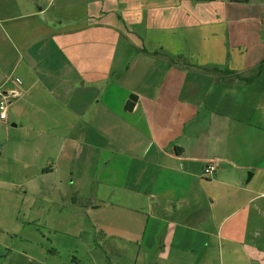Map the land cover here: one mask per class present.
<instances>
[{
  "label": "crops",
  "instance_id": "1",
  "mask_svg": "<svg viewBox=\"0 0 264 264\" xmlns=\"http://www.w3.org/2000/svg\"><path fill=\"white\" fill-rule=\"evenodd\" d=\"M10 76L24 94L0 120V202L29 199L42 246L264 264V2H2L1 90Z\"/></svg>",
  "mask_w": 264,
  "mask_h": 264
},
{
  "label": "rangeland",
  "instance_id": "2",
  "mask_svg": "<svg viewBox=\"0 0 264 264\" xmlns=\"http://www.w3.org/2000/svg\"><path fill=\"white\" fill-rule=\"evenodd\" d=\"M2 2L10 5L12 0H0V4ZM249 44H251V41ZM132 55L133 53L127 58H131ZM25 197V195H21L15 199V209H13L14 207L11 206V201L9 200L0 202V240L5 242V248L3 250L0 249V264H30L26 255L32 247L36 250L39 257L43 260L49 259L51 263L93 264V259L88 253L89 250L79 249L77 246L79 241L77 239L59 236L57 238L60 241L54 242V238L51 235L43 233L47 238L52 237V239L51 241L43 239L42 246L40 243L41 234L37 233L34 227L28 224L30 202ZM84 239L87 240V237ZM109 259L112 262L114 257L111 256Z\"/></svg>",
  "mask_w": 264,
  "mask_h": 264
},
{
  "label": "built area",
  "instance_id": "3",
  "mask_svg": "<svg viewBox=\"0 0 264 264\" xmlns=\"http://www.w3.org/2000/svg\"><path fill=\"white\" fill-rule=\"evenodd\" d=\"M8 81L13 84V87L6 91L0 89V120L2 121L8 120L10 107L24 94V84L20 78L10 76ZM216 169V162L209 163L205 169V177H212Z\"/></svg>",
  "mask_w": 264,
  "mask_h": 264
},
{
  "label": "trees",
  "instance_id": "4",
  "mask_svg": "<svg viewBox=\"0 0 264 264\" xmlns=\"http://www.w3.org/2000/svg\"><path fill=\"white\" fill-rule=\"evenodd\" d=\"M216 1V0H213ZM237 3H258V2H264V0H230ZM234 73V72H233ZM241 80L246 81L244 78H241ZM130 108L134 107V103H130Z\"/></svg>",
  "mask_w": 264,
  "mask_h": 264
}]
</instances>
